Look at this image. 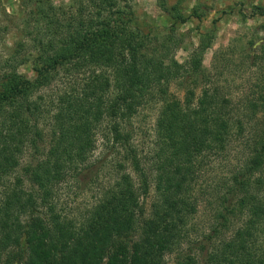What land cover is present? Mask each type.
Returning a JSON list of instances; mask_svg holds the SVG:
<instances>
[{
  "label": "trees",
  "instance_id": "1",
  "mask_svg": "<svg viewBox=\"0 0 264 264\" xmlns=\"http://www.w3.org/2000/svg\"><path fill=\"white\" fill-rule=\"evenodd\" d=\"M88 4L91 11L82 4L62 18L31 8L30 22L39 14L47 20L27 31L0 77V264H167L166 255L175 252L174 264H264V116L256 119L260 127L241 161L215 183L210 223L199 229L193 220L201 200H209V186L201 189L204 197L194 192L205 159L222 154L264 110V85L237 105L230 98L226 111L229 99L207 86L205 41L187 65L163 62L147 51L155 30L144 31L129 5ZM172 14L188 20L180 11ZM29 61L34 79L18 70ZM195 74L205 83L198 96L188 81ZM60 75L81 76L80 88H59L49 101L34 96L65 78ZM176 81L186 88L182 100L170 93ZM152 100L161 109L152 156L156 195L147 213L140 198L149 192V177L132 143L131 120ZM44 117L50 131L41 125ZM101 124L105 138L124 150L120 175L75 220L56 211V190L71 178L93 180L105 165L104 156L91 159ZM26 146L38 157L22 164ZM235 218L241 222L231 227ZM229 225L230 236L222 235Z\"/></svg>",
  "mask_w": 264,
  "mask_h": 264
},
{
  "label": "rangeland",
  "instance_id": "2",
  "mask_svg": "<svg viewBox=\"0 0 264 264\" xmlns=\"http://www.w3.org/2000/svg\"><path fill=\"white\" fill-rule=\"evenodd\" d=\"M116 1L120 6L129 5L130 7L126 9L131 8L135 11L136 23L144 31L148 32L150 28L155 30L151 31L154 43L147 51L148 54L159 57L163 62L177 61L187 65L194 51L205 41L208 48L203 55L202 68L205 77L209 79L207 86L211 85L213 89H218L220 96L229 99L226 111H230V98L233 105H237L236 103L244 99L246 95L256 97L259 94L264 85V53L259 52L260 45L264 43V14H261L259 8L264 10V0ZM82 4L88 5L91 11L88 0H0V77L5 70L11 68L6 60L13 55L19 42L25 41L27 31L39 29L37 26L40 27L41 22L47 20L39 14L37 22H30L29 10L31 8L35 11L38 7L49 8L51 13H57V16L62 18V16L68 17ZM177 11L188 16V20L184 23L177 20L172 14ZM18 70L31 79L36 77L31 61L18 65ZM60 76H65V78L61 77V80L54 81L49 86L40 89L34 96L44 95L49 101V97L59 88H80L81 76L77 75L75 78H70L68 75ZM200 79L196 74L188 79L189 82L194 81L193 87H197L195 89L197 96L201 94L205 84ZM170 86V93L182 100L186 93L185 85L180 86L176 81ZM160 109V102L152 100L131 120V129L134 133L132 143L137 148V154L142 162L141 166L147 170L149 177V192L140 198L147 213L156 195V176H153L155 169L152 166V156L156 147L155 127ZM262 116H264V110L258 112L257 118L254 117L245 125L241 136L233 137L232 142L222 154L208 156L205 159L194 192L204 197L206 194H203L201 189L209 186L207 188L209 200L205 198L201 200L198 217L193 218L198 228L210 223L213 213L210 205L216 204V198H213L214 185L217 180L228 177L235 165L241 161L246 142L254 137V133L260 127L256 128V119L261 120ZM40 121L41 125L50 131V122L47 118L44 117ZM101 125L96 128L98 132L91 159L104 156L105 165L99 168L93 180L88 178L84 181H77L71 178L58 186L56 190V211L75 220L81 219L82 215L101 197L104 190L115 185L120 175L116 168L117 163L122 161L124 150L119 145L113 147L111 136L109 135L110 139L105 138L107 133L103 132L105 130ZM20 157L21 163L27 164L35 161L38 156L33 147L26 146ZM126 167L134 184L139 186L142 181L138 173L128 162H126ZM240 222V218H235L230 225L235 227ZM230 225L222 235L230 236L232 230H230ZM194 233L191 231L192 235ZM176 254L177 252L166 255L167 264H174Z\"/></svg>",
  "mask_w": 264,
  "mask_h": 264
}]
</instances>
